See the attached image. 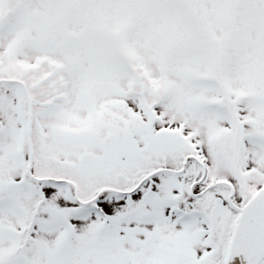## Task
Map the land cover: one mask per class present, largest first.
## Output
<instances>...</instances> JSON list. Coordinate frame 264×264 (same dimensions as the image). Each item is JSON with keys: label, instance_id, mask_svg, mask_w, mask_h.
I'll return each mask as SVG.
<instances>
[{"label": "snow or ice", "instance_id": "obj_1", "mask_svg": "<svg viewBox=\"0 0 264 264\" xmlns=\"http://www.w3.org/2000/svg\"><path fill=\"white\" fill-rule=\"evenodd\" d=\"M0 264H264V0H0Z\"/></svg>", "mask_w": 264, "mask_h": 264}]
</instances>
